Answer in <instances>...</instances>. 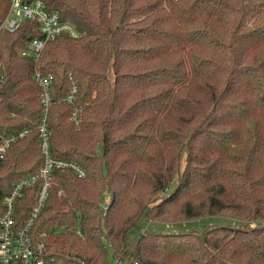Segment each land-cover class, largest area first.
Listing matches in <instances>:
<instances>
[{
  "label": "trees",
  "instance_id": "trees-1",
  "mask_svg": "<svg viewBox=\"0 0 264 264\" xmlns=\"http://www.w3.org/2000/svg\"><path fill=\"white\" fill-rule=\"evenodd\" d=\"M44 1L80 34L35 59L21 50L39 23L3 27L11 1L0 0V132L26 131L0 162V202L45 162L38 68L54 77L51 153L86 169L53 170L31 228L46 232L48 262L106 264L111 247L115 264H264V0ZM41 183L16 198L20 223ZM212 215L233 221L177 232L142 222Z\"/></svg>",
  "mask_w": 264,
  "mask_h": 264
},
{
  "label": "built area",
  "instance_id": "built-area-1",
  "mask_svg": "<svg viewBox=\"0 0 264 264\" xmlns=\"http://www.w3.org/2000/svg\"><path fill=\"white\" fill-rule=\"evenodd\" d=\"M10 10L2 26L15 30L23 19L30 18L39 23L42 36L34 37L27 49H22V54L33 55L35 59L39 57L46 43L55 39L61 33H68L72 36H79V31L75 25L60 17L57 10H51L47 7L44 0H10ZM35 78L40 82L42 87V101L45 109L39 120L37 127L41 135V150L45 157L44 164L40 169L25 177L19 179L13 185L11 191L5 194L0 202V264H50L45 256L47 248L43 232L41 238L34 239L31 228L35 219L44 205L48 195V187L51 182L52 173L55 168H72L79 176L86 174V169L79 163L57 158L52 155L50 150V134L47 123L48 107L52 100L51 82L52 74H44L40 69H36ZM78 85H74L70 92L64 98L67 103H74ZM81 109L79 104H75L72 111V118L79 121L78 112ZM26 131L19 134L7 135L0 132V162L7 157V151L12 141L18 137L24 136ZM42 179V183L37 195V202L32 208L25 223H20L15 216L16 198L23 193V190L37 181ZM107 202H105L106 205Z\"/></svg>",
  "mask_w": 264,
  "mask_h": 264
},
{
  "label": "rangeland",
  "instance_id": "rangeland-1",
  "mask_svg": "<svg viewBox=\"0 0 264 264\" xmlns=\"http://www.w3.org/2000/svg\"><path fill=\"white\" fill-rule=\"evenodd\" d=\"M106 199H108V195L107 198H105L104 200L106 201ZM231 221H233V219L229 217L212 215V216H204L200 218H192V219L174 221V222H161V221H149V220L142 222L149 228H155L165 232H177V231H186L189 229L200 230L206 225L225 224ZM134 238L135 235L132 237V240H134ZM115 262L116 259L114 256V251L111 247H109V256L106 264H115Z\"/></svg>",
  "mask_w": 264,
  "mask_h": 264
},
{
  "label": "crops",
  "instance_id": "crops-1",
  "mask_svg": "<svg viewBox=\"0 0 264 264\" xmlns=\"http://www.w3.org/2000/svg\"><path fill=\"white\" fill-rule=\"evenodd\" d=\"M108 201V199H106V201L105 202H107Z\"/></svg>",
  "mask_w": 264,
  "mask_h": 264
}]
</instances>
